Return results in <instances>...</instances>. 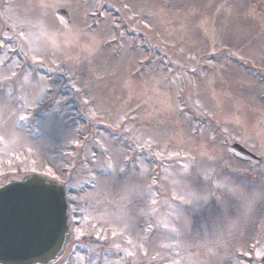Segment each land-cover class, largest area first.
Returning a JSON list of instances; mask_svg holds the SVG:
<instances>
[{
  "label": "rangeland",
  "instance_id": "obj_1",
  "mask_svg": "<svg viewBox=\"0 0 264 264\" xmlns=\"http://www.w3.org/2000/svg\"><path fill=\"white\" fill-rule=\"evenodd\" d=\"M194 165L215 196L192 212ZM25 171L73 202L54 264H257L264 0H0V175Z\"/></svg>",
  "mask_w": 264,
  "mask_h": 264
},
{
  "label": "water",
  "instance_id": "obj_2",
  "mask_svg": "<svg viewBox=\"0 0 264 264\" xmlns=\"http://www.w3.org/2000/svg\"><path fill=\"white\" fill-rule=\"evenodd\" d=\"M56 17L64 28H70L65 8L58 9ZM228 151L242 160L262 161L237 142ZM71 236L63 184L28 173L0 186V264H53L67 249ZM258 264H264V258Z\"/></svg>",
  "mask_w": 264,
  "mask_h": 264
},
{
  "label": "snow or ice",
  "instance_id": "obj_3",
  "mask_svg": "<svg viewBox=\"0 0 264 264\" xmlns=\"http://www.w3.org/2000/svg\"><path fill=\"white\" fill-rule=\"evenodd\" d=\"M21 119H26V117H21ZM54 178L57 180L59 179L58 176ZM181 179L186 182V186L190 187L191 191L186 196H180L179 199H181L182 202L187 204L192 212L199 210L205 205H209L210 196L214 197L215 193L209 192L208 194H205L206 190L202 186V182L204 180L210 179L208 175L202 174L199 169L194 165L191 170L186 169V175L181 177ZM215 186L217 189L225 187L221 184H216ZM227 191L229 193L234 194L236 190L233 188H228ZM261 198L264 199V190H262L261 192ZM153 203H155V201H153ZM216 210L220 211L221 214L223 213L222 208H218ZM165 227H167V225H165ZM129 243H131V241H129ZM131 254L132 253H129V255ZM257 256L260 258H264V252H257Z\"/></svg>",
  "mask_w": 264,
  "mask_h": 264
}]
</instances>
